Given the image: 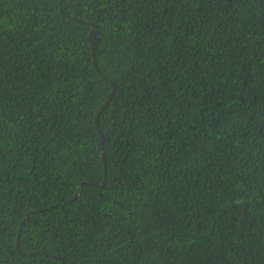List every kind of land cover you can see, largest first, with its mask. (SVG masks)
Instances as JSON below:
<instances>
[{"label": "trees", "instance_id": "16d2710c", "mask_svg": "<svg viewBox=\"0 0 264 264\" xmlns=\"http://www.w3.org/2000/svg\"><path fill=\"white\" fill-rule=\"evenodd\" d=\"M0 264H264V0H0Z\"/></svg>", "mask_w": 264, "mask_h": 264}, {"label": "water", "instance_id": "95a60500", "mask_svg": "<svg viewBox=\"0 0 264 264\" xmlns=\"http://www.w3.org/2000/svg\"><path fill=\"white\" fill-rule=\"evenodd\" d=\"M92 25V28L90 30V33H89V36H88V39H89V43L91 45V49H92V54L95 58V51H96V47H97V43L99 41V35H98V31L95 29V25L93 23H91ZM96 64V63H95ZM106 106V104H104L102 107H101V110L104 109V107ZM102 142H103V139L101 140V144L99 145V151L102 152ZM102 158H103V163H104V168H106L105 166V158L103 157V154H102ZM104 176H105V179H106V173L104 172Z\"/></svg>", "mask_w": 264, "mask_h": 264}]
</instances>
